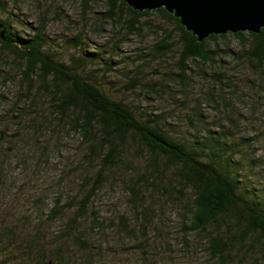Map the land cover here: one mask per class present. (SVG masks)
Here are the masks:
<instances>
[{
  "label": "trees",
  "instance_id": "trees-1",
  "mask_svg": "<svg viewBox=\"0 0 264 264\" xmlns=\"http://www.w3.org/2000/svg\"><path fill=\"white\" fill-rule=\"evenodd\" d=\"M8 3L9 0H1L0 12H4L6 18L0 17V23L4 24L10 41L0 38V44L19 60L17 68L20 81L26 86L27 97L35 102L39 94L47 97L50 110L48 114L43 109L35 115L20 110L16 112L17 117L29 120L28 125L43 131H47L53 119L68 122L65 135H81L82 143L88 147L84 168L96 170L98 180L93 181L94 178L87 173L90 180L86 176L82 178L78 193L70 195L67 204L62 203L59 194L50 208L46 207L45 199H41L39 209L44 218L55 221L65 216L57 238H51V241L39 238L38 224L42 215L31 218L30 214H24L20 218L24 223L22 228L18 224L9 226L0 221V264H14V257L18 264H95L97 256L93 255L83 221L88 218L92 200L107 180L106 173L121 167L123 162L133 169L124 185L129 192V202L133 203L135 219L121 221L117 229L120 227L141 249L139 264L161 263L155 248L152 251L146 248L151 249L156 243L149 244V227L152 225V230L160 232L158 225L165 221V212L157 210L152 202L156 195L165 197L178 210L184 247L190 248L191 241L195 240V245L217 259L219 264H228L241 249L245 253L256 249L264 258V184L260 186L250 174L252 167H257L260 161L252 153L258 134L239 133L243 118L224 102L227 99L225 87L232 88L230 92L237 94L238 83L229 77L228 70L214 71L210 76L215 81L206 85V94L202 98L195 97L190 105L185 103L190 99L186 89L179 87L191 85L192 77L188 76V71L192 64L209 65L218 61L221 67L224 64L222 52L239 63L244 62L252 72H264V29L259 33L212 34L199 41L179 17L164 7L138 11L123 0H107V8L97 18L99 22L94 33L102 32L105 21H113L125 24L130 33L141 34L146 23L143 18L153 13L159 14L164 22L173 23L178 30L175 39L168 28L157 26L155 30L164 37L148 51H140L133 58L156 60L176 50L173 56L175 66L164 71V76L158 80L141 81L136 74L130 77V84L123 85L128 90L143 86L151 95L167 92L172 96V110L153 111L138 102L113 96L99 80L113 72L119 63L114 58L119 53L120 42L116 41L110 47L96 45L90 50L87 48L89 38L82 29L66 42L79 52L72 54L70 60H63L56 55L50 42L45 17L37 24L28 23L30 32L21 35L14 30L10 13H6ZM229 35L239 43L238 50L229 44L221 47L220 41ZM200 75L207 77L203 69ZM250 81L252 92L264 93V77L258 84ZM151 95L147 94L146 98ZM221 102L227 105L226 110L221 107ZM206 105L216 111L217 116L212 120L205 110ZM184 107L185 114H180ZM220 109L223 114H219ZM21 119L19 122H23ZM182 127L184 133L180 130ZM131 155L139 163L135 160L132 163V159L127 158ZM128 161L134 166L128 165ZM142 162L145 167L138 169L136 165L142 166ZM92 222L90 229L98 233L105 226L116 227L113 220L104 224L96 214ZM35 226L39 229L36 233ZM192 233L196 234L194 239ZM70 238L73 241L71 257L63 255L62 251L64 240ZM14 248L16 256L7 257V252Z\"/></svg>",
  "mask_w": 264,
  "mask_h": 264
},
{
  "label": "rangeland",
  "instance_id": "rangeland-1",
  "mask_svg": "<svg viewBox=\"0 0 264 264\" xmlns=\"http://www.w3.org/2000/svg\"><path fill=\"white\" fill-rule=\"evenodd\" d=\"M7 8L6 13H10L13 19L14 30L17 29V32L24 36L30 32L28 23L37 24L45 17L50 42L57 52L56 55L63 60H70L72 54L79 52L67 43L82 29L89 38L87 48L90 50H94L96 45L110 47L114 42H120L119 53L114 58L119 63L116 64L113 72L103 77L100 75L99 80L103 81L105 89L115 97L138 102L142 107L148 106L153 111L161 108L173 109L172 96L167 92L151 95V92L147 93V88L143 86L129 90L123 87L130 84V77L136 74H139L141 81H154L163 77L164 71L175 66L173 56L177 53L176 50L156 60L133 59L136 53L148 51L164 37L162 33H157L155 30L159 25L172 31L174 38L177 39L178 30L175 25L169 21L164 22L165 20L159 14L153 13L143 18L146 23L141 34L130 33L125 24L122 25L120 22L116 24L117 22L113 21H105L102 32L94 33L99 22L97 18L107 8V0H9ZM0 17L6 18L5 13L0 12ZM224 40L220 41L222 48L229 44L231 48L239 49L240 45L233 36L229 35ZM222 55L224 64L221 67L218 61L209 65L192 64L188 71V76L192 77L191 85L179 87L186 89L190 99H186L185 103L190 105L195 101V97L202 98L206 94L205 90L208 88L206 85L215 81L211 78V73L228 70L229 77L238 83L236 87L238 92L232 93L230 92L232 88L225 87L227 99L224 102L230 104L231 108H235L234 110L243 118L244 122H241L239 133L258 134V141H255L252 153H255V157L260 161L257 162V167H252L250 174L252 180L261 186L264 184V93L252 92L250 80L258 84L264 77V72H252L248 70L244 62L239 63L224 52ZM17 62L19 60L13 52L0 44V164L2 165L0 168V221H4V224L9 226L18 224L22 228L24 223L20 222V218L24 214H30L31 218L34 215L39 218L43 214L39 209L41 199H45L46 207L50 208L59 194L63 199L62 203L67 204L70 195L75 194L81 187L84 176L87 180H90L89 175L92 176L93 181L98 180V177L96 170L84 168L83 161L88 147L82 143L79 133L73 136L65 135L69 123L64 119H53L47 131H43L36 130V126L28 125L29 120L17 117L16 112L20 110L29 112V115L39 114L43 109L47 114L50 111L47 108V97L44 98L39 94L36 102L27 97L26 86L20 81ZM202 69L207 73L206 78L200 75ZM5 78L9 79L6 83ZM147 94L151 96L146 98ZM174 95L181 98L179 93ZM224 102H221V107L226 110L227 105ZM182 110L180 114H185V107ZM205 110L209 112L211 120L217 116L211 105H206ZM221 110H218L219 114L224 113ZM177 111H180V108H177ZM20 119L23 122H19ZM180 130L185 132L183 127ZM127 158H131L132 163L138 162L133 155ZM129 164L131 163L128 161ZM141 165L136 166L138 169L145 167L144 162ZM132 171L133 169L128 168L123 162L121 167L113 169L109 174L106 173L107 180L92 200L88 209V218L83 221L86 236L93 246V255L97 256L95 264H139L140 256H142L141 249L120 227L117 229L121 221L135 219L133 203L129 202V192L124 185V180L132 176ZM87 173L89 175H86ZM152 202L157 210L165 212V221L158 225L161 228L160 232L152 230V225L149 227L147 233L150 235L149 244L151 246L153 241L156 243L153 242L154 246L152 245L151 249L146 248L151 251L155 248V252L160 256V264H219L217 259L207 255L200 246L197 247L195 240L191 241L190 248L182 245L184 234L179 231L180 216L172 202H168L165 197L162 198L159 195H156L155 201ZM94 214L104 224L113 220L116 227L105 226L100 233L90 229ZM122 215L125 218H122ZM44 216L42 215L43 218ZM42 217L38 224L39 238L45 239V242L51 241V238H57L58 231L64 225L65 216L55 221L48 220L46 217L42 220ZM38 226L33 229L35 233L39 230ZM192 237L194 239L196 234L192 233ZM72 242L71 238L64 240L63 255L71 257ZM14 250L16 249L9 250L7 257L16 256L13 253ZM253 252L245 253L241 249L235 252L236 254L232 256L228 264H264L262 253L256 252V249ZM13 260L14 264L19 263L17 258L14 257Z\"/></svg>",
  "mask_w": 264,
  "mask_h": 264
},
{
  "label": "water",
  "instance_id": "water-1",
  "mask_svg": "<svg viewBox=\"0 0 264 264\" xmlns=\"http://www.w3.org/2000/svg\"><path fill=\"white\" fill-rule=\"evenodd\" d=\"M131 8L144 11L164 7L180 18L199 41L212 34L264 29V0H123ZM1 4V0H0ZM0 38L10 41L4 24Z\"/></svg>",
  "mask_w": 264,
  "mask_h": 264
}]
</instances>
